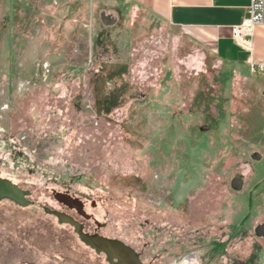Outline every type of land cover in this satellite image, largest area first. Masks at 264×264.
<instances>
[{
  "label": "rangeland",
  "instance_id": "rangeland-1",
  "mask_svg": "<svg viewBox=\"0 0 264 264\" xmlns=\"http://www.w3.org/2000/svg\"><path fill=\"white\" fill-rule=\"evenodd\" d=\"M112 8L0 0V177L33 201L0 200V264H109L44 211L67 188L146 264H264V84Z\"/></svg>",
  "mask_w": 264,
  "mask_h": 264
},
{
  "label": "crops",
  "instance_id": "crops-1",
  "mask_svg": "<svg viewBox=\"0 0 264 264\" xmlns=\"http://www.w3.org/2000/svg\"><path fill=\"white\" fill-rule=\"evenodd\" d=\"M126 16L135 12L155 27L176 30L200 43L227 66L232 73L245 76L256 84H264V75L250 67L249 52L238 46L232 27L247 16L249 0H100ZM109 7V6H107ZM111 9V7H109ZM112 8V9H113ZM100 12L101 22L113 26L118 22L111 11ZM102 34L98 37L102 38ZM102 42V39H98ZM253 59L264 61V25L254 32Z\"/></svg>",
  "mask_w": 264,
  "mask_h": 264
},
{
  "label": "water",
  "instance_id": "water-1",
  "mask_svg": "<svg viewBox=\"0 0 264 264\" xmlns=\"http://www.w3.org/2000/svg\"><path fill=\"white\" fill-rule=\"evenodd\" d=\"M253 158L260 159V155L255 154ZM232 188L237 191L242 189V177L240 175L236 176L232 181ZM30 196V190L23 189L8 178L0 177L1 201L8 200L16 205L27 207L33 203L29 198ZM54 196L60 203L75 208L79 213L81 212L79 201L68 193L58 192ZM44 211L50 215H54L60 224L71 225L80 240L97 254H104L109 264H145L140 254L123 240L109 238L98 233L90 234L85 232L83 225L65 212L47 206L44 207ZM256 233L259 237H264V224L258 226Z\"/></svg>",
  "mask_w": 264,
  "mask_h": 264
},
{
  "label": "built area",
  "instance_id": "built-area-1",
  "mask_svg": "<svg viewBox=\"0 0 264 264\" xmlns=\"http://www.w3.org/2000/svg\"><path fill=\"white\" fill-rule=\"evenodd\" d=\"M249 1L247 16L240 24L232 27V37L238 46L249 52V63L252 70L264 75V61L253 59L255 28L264 25V0Z\"/></svg>",
  "mask_w": 264,
  "mask_h": 264
},
{
  "label": "flooded vegetation",
  "instance_id": "flooded-vegetation-1",
  "mask_svg": "<svg viewBox=\"0 0 264 264\" xmlns=\"http://www.w3.org/2000/svg\"><path fill=\"white\" fill-rule=\"evenodd\" d=\"M58 192L68 193L74 199H77L80 203V209H81V212L79 213L75 208H71V207L64 205L63 203H60L58 201L59 205H60V209H61L59 211L65 212L66 214L72 216L80 224H82L85 232H88L90 234L98 233L102 236L112 238L111 236H107V235H104L102 233V230L107 227V223L105 221L104 222L100 221L96 216L97 215L96 213L99 209L98 202L96 199L92 198L89 195H86V193L83 191H80V193L72 192L69 188L65 189L64 191H55L54 194L58 193ZM260 225H262V224H260ZM260 225H258V226H260ZM258 226L256 227V229L258 228ZM256 229H255V233H256ZM256 235H257V233H256ZM138 253L140 254V257L142 259L141 253L140 252H138ZM233 264H237V263H233Z\"/></svg>",
  "mask_w": 264,
  "mask_h": 264
}]
</instances>
